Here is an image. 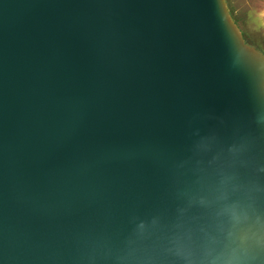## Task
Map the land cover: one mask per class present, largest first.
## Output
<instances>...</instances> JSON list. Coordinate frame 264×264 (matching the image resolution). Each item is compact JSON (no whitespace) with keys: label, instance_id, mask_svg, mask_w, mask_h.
<instances>
[{"label":"water","instance_id":"1","mask_svg":"<svg viewBox=\"0 0 264 264\" xmlns=\"http://www.w3.org/2000/svg\"><path fill=\"white\" fill-rule=\"evenodd\" d=\"M0 264H264V53L226 0H0Z\"/></svg>","mask_w":264,"mask_h":264},{"label":"rangeland","instance_id":"2","mask_svg":"<svg viewBox=\"0 0 264 264\" xmlns=\"http://www.w3.org/2000/svg\"><path fill=\"white\" fill-rule=\"evenodd\" d=\"M231 5L246 43L264 53V0H231Z\"/></svg>","mask_w":264,"mask_h":264},{"label":"trees","instance_id":"3","mask_svg":"<svg viewBox=\"0 0 264 264\" xmlns=\"http://www.w3.org/2000/svg\"><path fill=\"white\" fill-rule=\"evenodd\" d=\"M226 1H227V4H228L229 11H230V13H231V15H232L234 21H235V22L238 24V26H239L238 19H237V17H236L235 14H234V10H233L232 5H231V0H226ZM241 31H242V29H241ZM242 34H243V37H244V39H245V41H246V40H247V39H246V35L244 34L243 31H242ZM263 51H264V50H263Z\"/></svg>","mask_w":264,"mask_h":264}]
</instances>
